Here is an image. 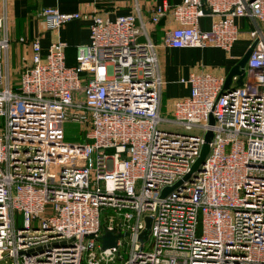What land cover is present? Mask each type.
<instances>
[{"label":"built area","instance_id":"1","mask_svg":"<svg viewBox=\"0 0 264 264\" xmlns=\"http://www.w3.org/2000/svg\"><path fill=\"white\" fill-rule=\"evenodd\" d=\"M204 12L213 18L206 31L197 28ZM139 16L136 6L112 20L92 16L74 66L64 65L62 43L41 54L36 39L19 37L30 56L16 86L0 17V264H264V0L152 7L149 23L174 22L163 48L227 52L234 19L262 24L248 33L239 87L190 72L178 80L188 95L164 118L156 47ZM37 17L50 31L78 18L54 8ZM66 122L84 143L63 142ZM206 131L201 171L185 178ZM105 229L122 236L101 250Z\"/></svg>","mask_w":264,"mask_h":264},{"label":"crops","instance_id":"2","mask_svg":"<svg viewBox=\"0 0 264 264\" xmlns=\"http://www.w3.org/2000/svg\"><path fill=\"white\" fill-rule=\"evenodd\" d=\"M169 5L180 4L181 0H0V17L6 19L9 45L7 53V67L20 74L22 69L29 66L30 51L26 45L18 43V39L37 40L41 54L54 41L64 45V65L74 66L75 46L84 45L88 41L87 27L92 16H102L109 20L116 16L132 14L134 7L139 9V19L135 25H142V29L152 44L155 45V57L159 77L162 81L159 111H168L175 100L187 96V87L178 80L188 73L205 71L212 75L224 77L249 46L248 33L254 29H261L262 24L255 23L250 17L236 18L233 24L237 30L236 40L230 50L224 52L218 48H181L171 49L159 46L164 31L174 27V22L168 16L160 19L156 24L149 23V13L152 7L162 3ZM44 8H54L58 14H77V19L67 21L56 30H47L41 19L37 17ZM213 20L208 14L199 17L197 28L206 31ZM143 42L144 37H138ZM225 78V77H224ZM243 81V80H242ZM236 86V78L232 77L227 88ZM164 101L166 103H164ZM161 114V111H160ZM168 115V114H167Z\"/></svg>","mask_w":264,"mask_h":264},{"label":"water","instance_id":"3","mask_svg":"<svg viewBox=\"0 0 264 264\" xmlns=\"http://www.w3.org/2000/svg\"><path fill=\"white\" fill-rule=\"evenodd\" d=\"M204 14H207V13L204 12ZM250 51H251V47H248L246 51L244 52V54L239 58V60H237V62L233 66L230 67L229 71L224 76L225 78H224V82L222 85L223 90H228L227 86L231 82L232 77L236 78L235 87H239L242 84L243 70H244L245 63L247 61L246 59L250 54ZM208 124L209 125L212 124V119L210 117L208 118ZM210 138H211V133L209 131H206L205 134L203 135V140H202L203 144L200 147L199 154L196 160L194 161V163L191 165L189 172L185 175V178H187L190 173H193L195 171H201V165L204 161L203 158L207 153L208 141L210 140ZM169 189H164L162 191V195L168 193ZM148 221L149 219L147 217L143 218V225L145 226V229L141 231V233L138 235L137 240L141 241L146 238L147 229L149 227ZM124 235H127V233H124ZM120 236L122 235H119V234L115 235L110 230H106V229L103 230L101 235L98 237V240L100 243V249L102 250L108 247H113L115 244L114 240Z\"/></svg>","mask_w":264,"mask_h":264},{"label":"rangeland","instance_id":"4","mask_svg":"<svg viewBox=\"0 0 264 264\" xmlns=\"http://www.w3.org/2000/svg\"><path fill=\"white\" fill-rule=\"evenodd\" d=\"M10 83H12L13 86L18 85L17 81H18V74H16L15 72H13L12 70H10ZM164 103H166L164 101ZM164 108V104H161V114L160 116L162 118L167 117V114L169 113L168 111L163 110ZM79 127L74 124V123H63L62 124V128L61 130H63V142L65 143H84L85 140L83 139V134L79 132ZM21 223V217L20 215H18L17 213H15L14 215V225L15 227L20 226Z\"/></svg>","mask_w":264,"mask_h":264}]
</instances>
